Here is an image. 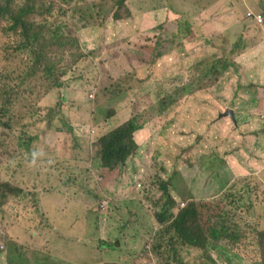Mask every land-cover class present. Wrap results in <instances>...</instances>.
Wrapping results in <instances>:
<instances>
[{"label": "rangeland", "instance_id": "374dc122", "mask_svg": "<svg viewBox=\"0 0 264 264\" xmlns=\"http://www.w3.org/2000/svg\"><path fill=\"white\" fill-rule=\"evenodd\" d=\"M27 1L17 0L20 4ZM32 1L44 8L43 15L33 16V21L45 24L49 20L54 31L60 30L70 40L62 46L48 37L50 47L47 52L54 63L53 72L49 74L42 66L47 59L39 60L35 51L26 46L23 31L11 30L9 21L0 20V92L10 91L14 98L18 97V108L11 117H4L0 104V181L22 190L19 195H8L10 189L2 186L8 194L0 195V248L5 252L12 247L13 264H57L58 259L54 253L56 247L45 250L50 245L47 235L57 230L40 209L35 184L42 178L43 161L40 160L34 169L30 167L33 139L43 151L42 139L49 141L51 153L46 167L58 172L66 184L74 182L75 186H78L86 159L93 151L91 147L75 163L66 161L65 157L59 158L64 154L68 140L64 124L74 120L76 114L81 116L80 109L73 114L69 112L67 100H62L63 92L69 88L96 92V102L87 112L98 122L107 120L108 114H116L119 123L133 119L139 127L147 128L142 134L150 139V172H159L157 179L165 180L156 197L149 190H140L132 193L131 196L136 198L129 199V205L114 209L112 218L126 220L127 233L135 240L130 239L122 252L118 246L124 244V239L119 235L121 232L115 231L112 240L116 248L106 257L107 261L116 262L120 255H127L129 249L128 264H148L139 254L150 244L147 248L156 256L152 264H262L264 145L254 141V136L249 137L251 132L245 129L251 123L242 128L232 126L225 136L223 134L222 140L217 135L211 138L213 129L205 136L201 132L195 135L192 130L193 135L188 137L189 128L172 105L178 100L179 92L186 90L188 82L214 86L210 89L220 90L222 98L217 99L218 103L214 102L216 111L212 116L205 113L206 117L216 119L218 108L228 110L232 99L248 98L257 109L251 114L262 120L260 128L264 129V81L260 77V72H264V25L257 26L245 16L248 11L264 14V0L141 2V13L153 8L157 11L129 18L147 40L143 49L136 51L140 58L157 65L137 72L138 78L107 72L98 63L105 54L104 48H90L76 41L77 38L84 43L106 33L103 28H97L96 34L82 30L83 22L76 8L91 4L93 12L100 13L106 3L115 1L120 8L125 0ZM162 6L166 10L159 11ZM115 12L124 19L120 9ZM248 47L257 51L252 52L253 58L242 64L234 63L236 72L222 73L219 77L222 82L215 86L218 83L214 80L215 75L220 74L223 63L244 59L242 52ZM213 64H217V71L206 75ZM122 69L124 73L133 71L129 67ZM255 76L260 78L256 80ZM237 79L241 83L257 81L260 88L254 93L261 99L240 89L239 93ZM119 82H124L123 88L116 89L120 95L112 99L106 89ZM233 91L238 95L233 96ZM51 92L56 95L49 100L47 96ZM211 98L201 99L209 104ZM180 125L185 128L181 132ZM57 158L60 161L57 162ZM134 168L131 162L123 181L128 180ZM32 172L36 175L34 179L30 177ZM235 172L241 174L235 176ZM119 182L120 177H117ZM100 190H108V186L103 185L98 188ZM109 190L112 191V187ZM54 197L47 196L48 203L52 204ZM166 205L171 208L166 209ZM52 211H57L54 206ZM187 218L192 220V230L216 228L220 249L212 246L192 248L200 244L196 231H188L194 243L191 247L186 246L169 227L175 223L177 228L184 229ZM153 229L157 234L145 242L144 235ZM29 250H35V253Z\"/></svg>", "mask_w": 264, "mask_h": 264}, {"label": "clouds", "instance_id": "9594fccd", "mask_svg": "<svg viewBox=\"0 0 264 264\" xmlns=\"http://www.w3.org/2000/svg\"><path fill=\"white\" fill-rule=\"evenodd\" d=\"M145 1L146 0H142L141 2ZM7 3L8 0L2 1V5ZM129 3H131V0H125L124 5L119 8L115 1H110L105 4L104 11L100 13H97L96 11L93 12L91 4H86V7H81L79 9L76 8L77 11L80 12L79 19L83 22L82 30L85 29L94 34L97 33V28L100 30L102 28L106 30V33L101 38L85 40L84 43H81V40L76 38V41L79 44L87 45L90 48H96L97 46L99 48H104L105 54L102 59L98 61V63L102 68L105 67L107 72H112L114 76L118 73L122 76L129 74L130 76L138 78L137 72L142 73L143 71H146L147 68L154 67L157 63L155 62V64H153L149 60L140 58L141 55L136 51L142 50V46H145L147 40L143 38V35L145 34L140 33V31L132 25L133 22L129 19L135 18L129 11ZM29 4L37 9V11L31 15L30 21L36 26V29L42 32V44L34 52V54L39 57V60L47 59L46 62L42 63V66L45 71L52 74L54 63L53 59L49 57L47 52V49L50 47L48 37H51L52 40L60 42L62 46H64L66 41L70 39L60 30L54 31V25L49 20H47L45 24L33 21V16H42L44 9L36 1L28 0L25 4H20L17 0H13L14 8H17L18 6H29ZM126 8L128 11L125 10ZM116 9H120L124 19H122L115 12ZM161 10L162 8L159 9V11ZM145 11L147 15L152 12H156L157 10L153 8L152 10ZM261 13V11L258 13L248 11L245 13V16L253 20L257 26H263L264 14ZM117 17H119V19H117ZM231 18L234 19V15H231ZM6 20L10 22L11 30L21 29L23 31L25 37L27 38L26 46L29 48V37L27 36L25 30L22 27H12V22L8 19ZM139 26L142 30L141 23ZM142 32H145V30H142ZM260 48L261 47L258 46V49ZM252 52L257 51L252 47H248L242 52L244 54V59L236 58L234 61H225L220 74L215 75L214 80L218 82L215 86L222 82L219 80L222 73L226 72L233 74L236 72L237 69L234 66V63L242 64V62H247L252 59ZM113 58L117 59V61L113 62ZM49 63H51L50 68ZM124 67H129L133 71L124 73L122 69ZM229 68H231L232 71H228ZM217 69V64H213L211 68L206 71V75L211 74L212 71H217ZM260 77L264 81L263 71L260 72ZM260 77L255 76L256 80ZM256 82L257 81L241 83L237 79V91L241 93L239 91L240 89L248 93L249 96L254 95L256 98L261 99L259 94L254 93L255 90L260 88L257 86ZM188 83L189 84L186 90L179 92L178 100L191 95L198 89H210L214 87L205 86L202 83L198 85H194L192 82ZM123 85L124 82L112 83L107 87L106 92L112 97V99L118 98L120 94L117 93L116 89H122ZM55 95L56 92H51L47 96V99L50 100L54 98ZM237 95V92L233 91V96ZM62 100H67V105L71 108L69 112L76 114L77 110L80 109L81 116L76 114L74 120L64 124L63 128L68 140L66 142L64 154H62L59 158L65 157L64 159L66 161L69 160L71 163H75L79 156L85 154V152L89 151L91 147L93 150L86 159L81 172V178L77 186L79 192H84L88 195V200L85 202L83 208L79 206L76 210H69L70 218H77L81 220L82 216H84L85 220L83 226H85V229L75 230L74 225L59 226L54 224L53 220H57L63 215L64 207L62 204L56 202H52V204L48 203L47 196H56L58 194V187L54 184L58 178L60 179V177L58 176V172H52L46 167L48 157L51 153L49 141L45 138L41 141L44 151L46 152L45 153L41 147L37 146V140L33 139L31 142L32 146L30 152V156L33 157V159L30 160V167L34 169L40 160L43 161L42 178L37 185L35 184V186L38 187L37 191L39 193L40 209L50 224L57 230V232L52 231V233L47 235L50 245L45 250L49 251L52 247H56V251L54 253H56V257H58L56 260L57 264H128L131 256V251L129 249L127 255H120L118 260L114 263L109 262L106 259V257L116 248L112 240V235L115 231L122 233L119 235L123 237L124 244L118 246L122 252L123 247H127V243L130 239L135 240L134 236L127 233V221L123 219L114 220L112 218V213L118 206L129 205V199L136 198L131 196L133 192L136 193L140 190H149L150 192H153V196L156 197L158 189L164 185L165 180L157 179L159 172H150L152 168L150 164L151 154L149 152L151 145L150 139H146L143 134L140 136L136 135V132L143 127L136 125L133 119L124 120L119 123L116 118V114H108L107 120L103 122H98L96 119L91 118L87 111L92 108V103L96 102L95 91L85 92L76 88H69L63 92ZM230 103L231 106L227 107L229 108L228 110L218 108L222 112H218L219 116L216 119L206 117V112L202 111V109L199 110L198 107L189 105L186 112L189 111V118L191 119L192 124L190 125L189 123H186L185 118H183L184 123L190 131V135L188 137L193 135L192 130H194L195 135L201 132L205 136L210 129H213L211 138L217 135L218 138L222 140L223 134L225 136L227 130L231 129L232 126L242 128L243 126H248L249 123H251L252 125L245 129L251 132L249 137L252 139V136H254V141L260 142L264 145V129L260 128L262 120L257 118L254 114H251L257 112L256 107L250 104L248 98L238 99V97H236L232 99ZM234 103L236 104L234 105ZM230 110L233 112V116L230 114L225 115V113ZM130 121L133 122L136 128L130 135H126L123 132L122 136L119 137L121 128H124V126ZM224 121H227V124L221 125ZM224 130L226 131L224 132ZM145 133H149L150 136L152 134L151 132ZM113 138L117 144L111 146L109 141ZM60 142L61 141H59V143ZM58 148H61V146ZM128 151L130 152L129 154H127ZM58 161L60 160L57 158V162ZM131 162L134 164L135 168L129 173L128 180L123 181L124 172L128 169ZM235 173V176L241 174L240 172ZM30 177L31 179L36 178L34 172L31 173ZM117 177H120L119 183H117ZM60 180L62 181V179ZM111 180L113 183H111ZM72 184L75 183L72 182ZM103 185H107L108 190H100L99 192L98 188H101ZM2 186H7L10 189L9 194L6 193L8 195H19L22 191L21 189L14 188L9 182L4 183L0 181V187ZM111 187L112 191L109 190ZM126 189L130 190L124 193ZM53 206L57 210L56 213H53L52 211ZM167 206L168 205L165 206L166 209ZM179 214L180 212L177 214V217ZM171 225L172 223L170 226ZM153 232L157 234V231L154 229ZM83 240L86 242H83ZM147 241H149V239L145 242ZM219 241V236L215 240L209 237L210 244H208V246H212L216 250H219L221 247ZM16 243L18 244L19 242ZM149 245L150 244H147L144 250L141 249L139 256L142 258L143 262L146 261L148 264H152L153 258H156V256L154 251L152 253V249L147 248ZM0 251H2L1 248ZM29 251L35 253V250ZM9 264H13L11 257L9 258Z\"/></svg>", "mask_w": 264, "mask_h": 264}, {"label": "trees", "instance_id": "16d2710c", "mask_svg": "<svg viewBox=\"0 0 264 264\" xmlns=\"http://www.w3.org/2000/svg\"><path fill=\"white\" fill-rule=\"evenodd\" d=\"M163 4V3H161ZM162 10H166V7L162 6ZM0 20L1 19H8L12 22V27L19 28L22 27L27 36L29 37V48L36 51L42 44L41 41V31L36 29V26L30 21V17L33 13L37 11L36 8L31 6H18L17 8H14L13 6V0H8V3L5 5H0ZM29 18V20H28ZM119 19V17H117ZM49 64V68H50ZM18 97L14 98V95L10 91H6L4 93L0 92V104H1V112L3 113L4 117L8 116L11 117L14 112L18 108ZM179 111V110H178ZM179 116L181 118L190 117V113L186 111H179ZM133 122H128L124 128H121V132L119 133V137L122 136V133L124 132L126 135H130L131 132L135 129ZM180 132L184 130L185 128L180 125L179 127ZM109 144L113 146L114 144H117L115 139L113 138L111 141H109ZM130 152L128 151L127 154ZM6 193L5 190L0 187V195ZM196 207V205H195ZM171 208V205L167 206V209ZM184 221L186 220V217L184 216ZM181 222V221H180ZM192 220L187 218V223L184 229L177 228L175 223H172L170 226L171 229L175 230L176 236L184 242L186 246L191 247L194 243V240L192 241V235L191 233H188V231H196L192 230L191 226ZM199 234L200 238V244L193 247H207L209 242V237L213 238L214 240L219 236L217 233L218 230L216 228H210L209 231H206L204 228L201 231H196ZM188 233V234H187ZM187 234V235H186ZM156 234L153 231H150L147 235H144L147 239H152ZM12 255V247H9L7 251L2 252L0 251V264H9V258ZM262 264H264V259Z\"/></svg>", "mask_w": 264, "mask_h": 264}, {"label": "crops", "instance_id": "0c3cea01", "mask_svg": "<svg viewBox=\"0 0 264 264\" xmlns=\"http://www.w3.org/2000/svg\"><path fill=\"white\" fill-rule=\"evenodd\" d=\"M141 1L142 0H131V3H129L128 5L130 7L129 11L132 16L136 17L138 15L143 17L146 15L145 10L141 13V9H142V6L140 5ZM125 10L128 11L127 8ZM211 96L212 98L210 99L211 102L209 104H206L205 99H201L203 97H211ZM221 98H222V94L220 90L202 88L194 91L191 95L185 96L184 98L174 102L172 108L175 111L179 110L183 112L188 109L189 105H191L198 107L199 110L202 109V111L208 113V115L211 116L213 112L216 111L215 103H218L217 99H221ZM200 101H202L201 104ZM185 122L189 123L190 125L192 124V121L189 117L185 118ZM225 124H227V121L221 123V125H225ZM146 130L147 128H142L136 132V135L140 136ZM54 185L58 187L57 190L58 194L53 198V202L62 204L64 207L63 215L59 217L57 220H53L54 224H57L59 226L74 225L75 230L78 229L84 230L85 229V226H83L85 220L84 216H82L81 220L77 218H70L69 210H76L79 206L83 208L85 202L88 200V195L85 194L84 192H79L77 186H75L74 184H65L59 178L57 179Z\"/></svg>", "mask_w": 264, "mask_h": 264}, {"label": "water", "instance_id": "95a60500", "mask_svg": "<svg viewBox=\"0 0 264 264\" xmlns=\"http://www.w3.org/2000/svg\"><path fill=\"white\" fill-rule=\"evenodd\" d=\"M227 114H230L231 116H233V112L231 110L225 113V115Z\"/></svg>", "mask_w": 264, "mask_h": 264}]
</instances>
